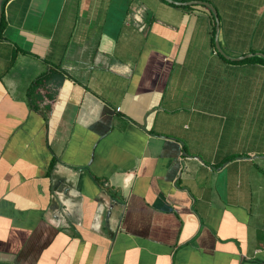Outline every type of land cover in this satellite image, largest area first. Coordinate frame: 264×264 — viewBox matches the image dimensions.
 Segmentation results:
<instances>
[{
    "label": "crops",
    "instance_id": "1",
    "mask_svg": "<svg viewBox=\"0 0 264 264\" xmlns=\"http://www.w3.org/2000/svg\"><path fill=\"white\" fill-rule=\"evenodd\" d=\"M201 1L0 0V264H264V0Z\"/></svg>",
    "mask_w": 264,
    "mask_h": 264
},
{
    "label": "water",
    "instance_id": "2",
    "mask_svg": "<svg viewBox=\"0 0 264 264\" xmlns=\"http://www.w3.org/2000/svg\"><path fill=\"white\" fill-rule=\"evenodd\" d=\"M166 1H168L170 3L177 4V5H182V4H185V5H188V4H190V5L191 4H203V5H206L214 12V14L216 16V19H217V22L219 23V19H218V14H217L216 8L212 4H210V3L206 2V1H201V0H192V1H184V2L176 1V0H166ZM1 20H2V11L0 9V24H1ZM251 55L252 54H250V56ZM259 55L264 57V53L260 52ZM235 59L239 60V59H242V58L239 57V58H235Z\"/></svg>",
    "mask_w": 264,
    "mask_h": 264
},
{
    "label": "trees",
    "instance_id": "3",
    "mask_svg": "<svg viewBox=\"0 0 264 264\" xmlns=\"http://www.w3.org/2000/svg\"><path fill=\"white\" fill-rule=\"evenodd\" d=\"M5 27H6V23H5V21H4V18H2V20H1V24H0V36H2ZM254 58H255V59H258V60H260V61H262V62L264 63V58H263V57L255 56ZM254 58H252V59H254ZM46 78H47V74H44V75L40 76L39 78H37V79L32 83V85H31V87H30V91L33 92V91H35L37 88H39L40 86L44 85L45 82H46ZM48 109H49V108H48ZM48 109H47V110H48Z\"/></svg>",
    "mask_w": 264,
    "mask_h": 264
}]
</instances>
